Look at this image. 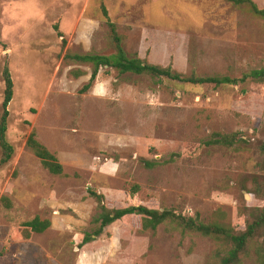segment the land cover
<instances>
[{
	"label": "rangeland",
	"instance_id": "374dc122",
	"mask_svg": "<svg viewBox=\"0 0 264 264\" xmlns=\"http://www.w3.org/2000/svg\"><path fill=\"white\" fill-rule=\"evenodd\" d=\"M101 6L125 52L148 64L197 77L264 68V19L226 0H0V113L7 65L14 149L0 163V264H216L228 243L171 221L144 230L131 215L94 236L96 219L101 205L145 206L243 232L264 205V83L194 86L102 67L81 93L91 66L64 55L115 53ZM31 133L61 175L28 148ZM35 217L50 226L32 232ZM260 243L241 264H262Z\"/></svg>",
	"mask_w": 264,
	"mask_h": 264
},
{
	"label": "trees",
	"instance_id": "16d2710c",
	"mask_svg": "<svg viewBox=\"0 0 264 264\" xmlns=\"http://www.w3.org/2000/svg\"><path fill=\"white\" fill-rule=\"evenodd\" d=\"M235 6H244L248 8L249 12L260 19H264V8H259L252 0H226ZM102 16L110 30L111 40L115 48V53L110 56H103L98 54H70L66 53L64 59H68L78 63L89 64L91 66V73L88 83L82 87L81 93L89 90L95 82L99 71L102 67L114 69L119 74L131 73L134 75L149 74L157 78H164L170 81L190 84L194 86L213 85L214 87L237 85L251 80L256 83H264V68L252 69L244 73L240 78H230L227 76H213V77H197L194 74L184 76L172 70L171 67H161L151 65L136 55H128L123 46L122 39L116 31V25L110 20L107 9L101 6ZM57 29V27H56ZM62 37L61 33H58ZM63 40V45H64ZM76 77L81 76L80 71H72ZM4 80L3 100L1 103L0 113V163L6 164L10 161L14 149L7 141L6 131L8 125L9 110L8 106L13 97V81L8 69L5 65L2 72ZM235 134L230 136L219 137L215 140V144L232 145L238 140ZM241 140V139H240ZM34 155L40 159L42 166L53 175L62 174V166L58 163L56 157L50 153L43 145H41L35 138V134L31 133L26 142ZM264 152V144L261 146ZM146 165L151 166L147 162ZM264 168V166H263ZM90 195L102 202L103 196L90 192ZM101 211L96 219L99 226L93 232L94 236H99L104 228L112 225L113 223L131 215L140 216L142 219V228L144 230L155 231L158 226L166 221H171L180 226L184 231L195 232L204 237H210L215 241H222L229 244V249L224 255H218L216 264H241L242 257L248 253L251 241L258 238L261 239L260 245L256 249V254L259 261L264 264V205L261 208L253 210L251 213V221L246 225V229L240 233H234L232 229L217 223L205 224L200 222L197 218L186 217L176 214L170 210H156L150 209L145 206H128L124 208H117L108 210L101 205ZM24 226L29 228L32 232L42 233L49 226L48 220H40L35 217L33 220L24 223ZM89 238L92 235L88 236Z\"/></svg>",
	"mask_w": 264,
	"mask_h": 264
}]
</instances>
